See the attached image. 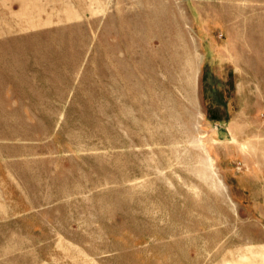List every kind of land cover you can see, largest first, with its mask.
<instances>
[{
  "label": "rangeland",
  "instance_id": "rangeland-1",
  "mask_svg": "<svg viewBox=\"0 0 264 264\" xmlns=\"http://www.w3.org/2000/svg\"><path fill=\"white\" fill-rule=\"evenodd\" d=\"M0 264H264V0H0Z\"/></svg>",
  "mask_w": 264,
  "mask_h": 264
}]
</instances>
